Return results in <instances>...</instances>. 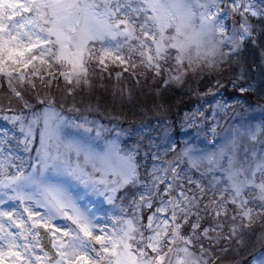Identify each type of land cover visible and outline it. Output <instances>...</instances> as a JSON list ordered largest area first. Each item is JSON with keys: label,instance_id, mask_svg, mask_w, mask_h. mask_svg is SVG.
Masks as SVG:
<instances>
[{"label": "snow or ice", "instance_id": "snow-or-ice-1", "mask_svg": "<svg viewBox=\"0 0 264 264\" xmlns=\"http://www.w3.org/2000/svg\"><path fill=\"white\" fill-rule=\"evenodd\" d=\"M249 43L264 73V0H0V264H231L264 221ZM137 94L156 125L107 112Z\"/></svg>", "mask_w": 264, "mask_h": 264}, {"label": "rangeland", "instance_id": "rangeland-1", "mask_svg": "<svg viewBox=\"0 0 264 264\" xmlns=\"http://www.w3.org/2000/svg\"><path fill=\"white\" fill-rule=\"evenodd\" d=\"M257 2H259V0H257ZM254 48L255 47L252 46L250 43L245 47L244 52L242 53V63L245 61L248 62L247 61L248 55ZM256 48L258 49L259 52L258 70L255 72L252 71L250 74V78L253 81L254 87L256 89H260V88H264V73H262L259 68V65L261 64V52L259 51L258 47ZM115 70L116 69H113V71ZM221 82L225 85L222 88L216 85L215 79L205 80L199 84L194 82L192 83L191 87L192 88L199 87L202 91L206 92L208 90L207 86L211 85L212 90L218 94L217 99L223 97L224 99L228 100L229 103H232L235 99L241 96V94L237 90L233 89L231 85L227 83L226 80H222ZM112 83H114V81ZM169 92L171 99L169 100L168 103L172 105L173 115H175V113L177 112L182 113L184 110L191 109L197 104L196 96L193 95L191 92L187 91V89L174 88V89H170ZM254 92H252V94H254ZM243 95L246 96V93ZM77 99H79V97ZM106 99L108 100V106L106 108L107 112L109 113L110 116H119L120 117L119 122L122 123L124 127H128L129 125H134L138 123L141 119H144L146 123L150 121L151 125H156L157 123L156 119L154 118V114L147 113L142 110V106L144 104H147L149 107L151 106L150 99L146 101L143 95L137 94L136 98L131 103L127 102L126 100L122 104L119 102L118 99L115 104L111 102L109 97H106ZM206 99L211 101L210 96L206 97ZM247 100L252 104L253 107H255L257 104L264 105V102L262 101H258L257 103H254L252 99L247 98ZM90 118L103 119L104 123L109 122L106 117H96L95 113L90 114ZM113 122H117V121H113ZM6 126L7 125L5 124V122L3 120H0V127H6ZM261 234L262 233L260 232L253 233L250 230L243 233L242 245H240L239 247H237V245L235 244L233 245L234 250L228 254L227 257L228 261H230L231 264H250L252 256L258 254L259 251L261 250V245L264 244V240L261 239ZM218 255L223 256V254H219V253Z\"/></svg>", "mask_w": 264, "mask_h": 264}, {"label": "trees", "instance_id": "trees-1", "mask_svg": "<svg viewBox=\"0 0 264 264\" xmlns=\"http://www.w3.org/2000/svg\"><path fill=\"white\" fill-rule=\"evenodd\" d=\"M259 51H260V48H259ZM247 61L252 64V67L254 69L253 72L258 70L259 52L256 47L248 55ZM164 95H165V99L167 100V102H169V100L171 99L169 90ZM245 97H247L248 99H252L254 103H257L258 101L264 102V100H261L258 91H255L254 94L246 93ZM250 231L253 233H256V232L264 233V221H261L259 219L256 220V222L251 226Z\"/></svg>", "mask_w": 264, "mask_h": 264}]
</instances>
